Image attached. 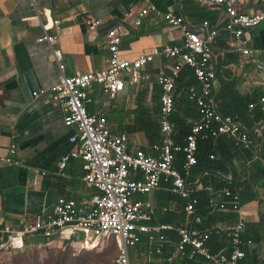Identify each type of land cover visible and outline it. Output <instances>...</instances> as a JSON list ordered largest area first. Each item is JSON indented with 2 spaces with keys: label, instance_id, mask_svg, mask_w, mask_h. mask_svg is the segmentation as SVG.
Returning <instances> with one entry per match:
<instances>
[{
  "label": "crops",
  "instance_id": "obj_1",
  "mask_svg": "<svg viewBox=\"0 0 264 264\" xmlns=\"http://www.w3.org/2000/svg\"><path fill=\"white\" fill-rule=\"evenodd\" d=\"M151 1L157 6V12L147 16L142 26H136L125 21L124 16L129 11L139 14L144 7L143 0H0V230L8 225L18 226L23 220L26 221L21 225L40 216L51 215L59 198L76 200L90 209L98 193L84 179L86 163L82 158L70 157L66 167L60 169L63 157L81 150V144L71 142L70 138L76 134V130L65 125L64 113L54 106L50 93L45 91L39 97L35 96V93L49 89L56 83L59 75L58 64L51 58V47L46 42H38L44 35L43 25L48 24L49 32L57 37L55 45L63 53L67 74L75 75L109 67L111 51L106 37L116 27L122 26L125 33L122 54L134 59L140 53L152 52L155 47L184 44L185 34L182 29L169 23L171 17L180 19L200 33L205 32L203 25L209 21L212 28L220 29L209 61L217 78L221 76L225 82L228 78L236 82L240 93L246 98L255 97L259 91L264 95V23L246 31L254 55H242L230 49L231 35L224 29L228 22L225 6L207 7L204 0ZM239 9L254 15L264 10V0H239ZM55 21L61 22L58 29L53 27ZM91 21H101V24L93 30ZM175 65L174 60L158 57L144 70L151 80L135 85L128 82L116 100L104 96L101 87L96 85L90 92L92 101L88 103L89 111L104 115L115 133L128 134L132 151L142 150L153 156L159 155V144L152 146L145 132L129 131L135 125V111L139 105L146 106L150 111L161 105L163 92L158 74L161 69L173 74ZM195 77L192 72H187L177 84L176 110L183 116L197 113L188 99L189 88L198 84ZM218 84L217 95L221 90L219 79ZM244 126L247 129V125ZM253 128L250 132L255 136L252 137L256 147L255 156L251 160L240 157L236 164L239 176L252 184L255 194L252 201L242 204L247 229L255 227L251 236L256 231L260 236V241L254 242L246 237V232L245 238L253 243L245 247V260L253 261L252 264H264V123L254 124ZM13 146L16 153L12 157L17 163L9 164L6 159L10 157ZM217 177L230 183L235 181L233 172ZM201 185L200 181L195 189ZM170 186L168 191L163 186L152 195L138 197L141 201H151L155 206L154 212H149L151 224L162 223L160 216L168 212L172 202L164 201L159 197L160 193L170 192L182 197ZM204 189L203 186L198 192ZM224 189L207 187L210 193L209 208L198 209V217L192 218L189 223L191 230L201 232L208 238L207 244L213 253L230 252L232 227L239 217L233 210L231 199L225 197ZM213 199L217 203L228 200L230 209L215 210L212 207ZM180 211L185 212L183 208ZM187 220L186 213L184 221L174 224L186 225ZM33 241L39 246H53L40 237ZM67 241L73 242L72 246L85 243L61 241V238H57L56 242L63 245ZM140 244L132 249V258L137 264L141 260V264H149V248ZM177 245L169 242L163 255L154 253V264H169L166 259L173 255ZM175 264L211 263L201 256H186L176 258Z\"/></svg>",
  "mask_w": 264,
  "mask_h": 264
},
{
  "label": "built area",
  "instance_id": "obj_2",
  "mask_svg": "<svg viewBox=\"0 0 264 264\" xmlns=\"http://www.w3.org/2000/svg\"><path fill=\"white\" fill-rule=\"evenodd\" d=\"M144 7L139 14L133 11L125 13V21L136 26H142L147 16L156 13L158 8L151 0H143ZM207 7L225 6L228 22L225 30L231 35L230 49L242 55H254L246 31L264 23V10L251 15L241 12L239 0H204ZM60 21H55L53 27L57 29ZM169 23L179 27L185 34L183 45H165L155 47L150 53H140L134 59L126 58L121 51L124 39L122 26L110 31L106 37L111 51L110 65L106 70L91 73L68 75L64 56L56 47L57 37L49 32V25H43L44 35L38 39L39 43L46 42L52 49L51 58L58 64V80L49 89L35 93L39 97L45 91L50 93L54 106L64 113L66 126L73 127L76 134L70 138L71 142H80L82 149L73 151L70 156H64L59 164L60 169L66 167L70 157L82 158L86 163L85 181L98 190L92 200L90 209H86L73 199L59 198L54 211L49 216H40L36 220H29L18 228L13 225L0 230V251H21L26 247V240L44 237L46 244H53L57 238L85 242L89 247L91 241L102 244L112 239L117 240L120 254L115 264H137L132 258V249L149 237V264H154L152 255H163L170 238L167 231H177L181 241L176 246L172 256L166 260L175 264L178 257H204L211 264H243L247 257L245 247L252 244L247 240V221L244 215L240 194H234L230 188L223 190L227 199L234 198L233 210L239 217L234 221L231 231L230 252L213 253L208 246V238L201 232L193 231L189 227L190 220L198 217L197 197L199 189H195L199 182H191L194 167L198 164L197 153L199 139H218L222 135H229L237 140V145L251 143L250 132L244 124L233 117H224L218 111V105L213 100L219 84L217 73L209 65L213 48L218 42L220 29L212 28L211 23H204L205 32L192 30L189 24L183 23L176 17H171ZM91 29L95 30L101 21H91ZM158 57H166L175 61L173 74L161 69L158 82L161 85V134L162 143L157 146L159 155L153 156L145 151H132L129 147L130 136L117 134L109 126L104 115L92 114L88 103L92 101L90 92L99 85L103 95L116 100L126 89L129 82L132 85L143 81H150L151 76L144 73ZM190 66L194 69L198 84L190 88V98L197 103L199 117L191 120L192 132L186 138V144L176 141L177 124L172 120L176 111L175 92L182 71ZM264 94V84H263ZM257 104H264V95L250 105L252 111ZM264 109V107H263ZM219 124V128H214ZM184 152L186 161L183 168H178V154ZM15 146L10 150L9 164L17 163L14 156ZM215 158V156H212ZM208 174V173H206ZM209 175V174H208ZM164 184H171L175 193L180 194L187 204L184 211L188 220L186 225L159 223L153 225L149 212H154L155 206L151 201H141L140 195H152L163 189ZM202 184V183H201ZM229 201L217 203L212 200L215 210H229ZM179 203L172 201L168 212L176 211ZM83 246V247H84ZM189 247L191 248L189 250Z\"/></svg>",
  "mask_w": 264,
  "mask_h": 264
},
{
  "label": "trees",
  "instance_id": "obj_3",
  "mask_svg": "<svg viewBox=\"0 0 264 264\" xmlns=\"http://www.w3.org/2000/svg\"><path fill=\"white\" fill-rule=\"evenodd\" d=\"M190 73L195 76L194 69L190 66H187L181 73L178 82L183 79L185 73ZM219 73V71H218ZM227 80V79H226ZM197 83V79L195 77ZM190 90V88H189ZM220 96L217 100L218 111L224 117H233L237 121H240L242 124L247 125V130L249 132L253 130L254 124L264 123V104H257L255 110L252 111L250 105L254 102H257L262 96L261 91H259L255 97H244L240 91L236 82L229 80L226 81L225 87L223 90H220ZM161 91H159L160 95ZM217 97V91L212 97L215 100ZM260 97V98H259ZM259 98V99H258ZM189 103L196 110L194 116H189L190 118L199 117V108L197 103L190 98L188 93ZM258 99V100H257ZM162 104L158 106L154 111H150L146 106L139 105L136 112L135 125L131 127L129 133L145 132L147 137L150 138V143L152 146L160 145L162 143V134H161V113ZM183 116L181 113H177V110L174 112L172 120L177 124V134L176 141L181 144H186V138L192 132V125L190 123V118ZM252 120L251 122L249 120ZM192 120V119H191ZM214 128H219V124H215ZM251 137H255L254 134H251ZM212 138L199 139V150L197 153L198 164L194 167L191 182H199L201 180L202 185L205 187L203 191L198 192L197 197L200 199L198 209H207L210 205V193L207 191V187H214L216 190H221L226 187H229L234 194L239 193L242 204H247L255 198V194L252 191V184L248 180H244L239 176L238 167L236 160L240 157L251 160L255 156V141L251 138V143L249 145H237V140L229 135H222L220 138L216 139L213 136ZM212 156H215L213 158ZM186 161V154L181 152L178 154V168H182L183 164ZM234 173L235 181L230 183L220 177H217L219 174L227 175L229 173ZM208 173V174H206ZM167 188H171L170 184H164ZM159 197L164 201H177L179 203V208L176 211L167 212L162 214L161 220L162 223L171 224L174 222L181 223L185 220L186 213L181 212L180 210L187 204V201L170 192H162ZM231 201H234V198H230ZM154 225L156 223H153ZM18 228H23V226L18 225ZM255 230V227L247 229V238L252 239L254 242L260 241L259 231H256L254 236H251V232ZM166 235L170 238L171 243L178 244L181 239L177 231H167ZM45 240L44 237L38 236ZM28 240L26 245H28ZM140 245L148 248L149 246V237L144 235L143 241ZM252 264L253 261L245 260L244 264ZM255 263V262H254Z\"/></svg>",
  "mask_w": 264,
  "mask_h": 264
},
{
  "label": "rangeland",
  "instance_id": "obj_4",
  "mask_svg": "<svg viewBox=\"0 0 264 264\" xmlns=\"http://www.w3.org/2000/svg\"><path fill=\"white\" fill-rule=\"evenodd\" d=\"M29 241L31 244L21 251H0V264H114L120 254L115 239L104 244L91 241L89 248L84 246L86 243L72 246L73 242L70 241L63 245L54 242L50 247L39 246L33 239ZM138 263L141 264L142 260Z\"/></svg>",
  "mask_w": 264,
  "mask_h": 264
},
{
  "label": "water",
  "instance_id": "obj_5",
  "mask_svg": "<svg viewBox=\"0 0 264 264\" xmlns=\"http://www.w3.org/2000/svg\"><path fill=\"white\" fill-rule=\"evenodd\" d=\"M217 76H218V75H217ZM218 79H219V81H220V83H221V90H223L224 87H225L226 82L223 80V78H222L221 76H219ZM220 93H221V91H219V93H218V95H217V97H216V99H215L216 101H217V99L219 98Z\"/></svg>",
  "mask_w": 264,
  "mask_h": 264
},
{
  "label": "clouds",
  "instance_id": "obj_6",
  "mask_svg": "<svg viewBox=\"0 0 264 264\" xmlns=\"http://www.w3.org/2000/svg\"><path fill=\"white\" fill-rule=\"evenodd\" d=\"M195 72V71H194ZM196 76V75H195ZM196 79H197V77H196ZM198 82V81H197ZM162 90V89H161ZM160 118H161V116H160ZM193 120V119H192ZM249 131V130H248Z\"/></svg>",
  "mask_w": 264,
  "mask_h": 264
},
{
  "label": "bare ground",
  "instance_id": "obj_7",
  "mask_svg": "<svg viewBox=\"0 0 264 264\" xmlns=\"http://www.w3.org/2000/svg\"><path fill=\"white\" fill-rule=\"evenodd\" d=\"M94 246V245H93Z\"/></svg>",
  "mask_w": 264,
  "mask_h": 264
}]
</instances>
